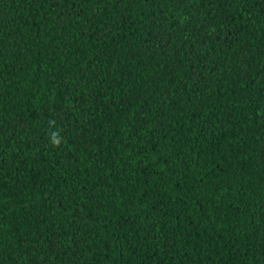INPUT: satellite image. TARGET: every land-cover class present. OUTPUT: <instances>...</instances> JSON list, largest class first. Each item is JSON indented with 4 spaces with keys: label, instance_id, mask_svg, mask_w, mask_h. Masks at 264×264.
I'll list each match as a JSON object with an SVG mask.
<instances>
[{
    "label": "trees",
    "instance_id": "obj_1",
    "mask_svg": "<svg viewBox=\"0 0 264 264\" xmlns=\"http://www.w3.org/2000/svg\"><path fill=\"white\" fill-rule=\"evenodd\" d=\"M0 264H264V0H0Z\"/></svg>",
    "mask_w": 264,
    "mask_h": 264
},
{
    "label": "clouds",
    "instance_id": "obj_2",
    "mask_svg": "<svg viewBox=\"0 0 264 264\" xmlns=\"http://www.w3.org/2000/svg\"><path fill=\"white\" fill-rule=\"evenodd\" d=\"M54 143H55L57 146H59L60 141H59V140H56V139L54 138Z\"/></svg>",
    "mask_w": 264,
    "mask_h": 264
}]
</instances>
